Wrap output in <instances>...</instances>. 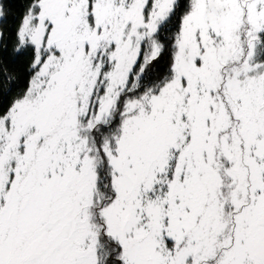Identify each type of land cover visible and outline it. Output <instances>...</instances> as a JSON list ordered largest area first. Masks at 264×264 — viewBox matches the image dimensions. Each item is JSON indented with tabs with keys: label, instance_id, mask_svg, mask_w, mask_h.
<instances>
[{
	"label": "snow or ice",
	"instance_id": "obj_1",
	"mask_svg": "<svg viewBox=\"0 0 264 264\" xmlns=\"http://www.w3.org/2000/svg\"><path fill=\"white\" fill-rule=\"evenodd\" d=\"M0 264H264V0H0Z\"/></svg>",
	"mask_w": 264,
	"mask_h": 264
}]
</instances>
